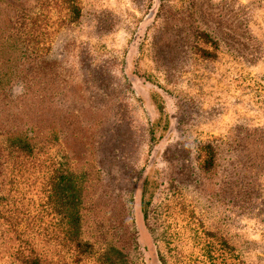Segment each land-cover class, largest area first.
Segmentation results:
<instances>
[{"label": "rangeland", "instance_id": "obj_1", "mask_svg": "<svg viewBox=\"0 0 264 264\" xmlns=\"http://www.w3.org/2000/svg\"><path fill=\"white\" fill-rule=\"evenodd\" d=\"M80 1L47 60L7 91L18 121L57 130L54 162L84 175L91 252L49 256L102 264L114 245L131 264H211L221 240L264 264V0ZM36 5L0 0V35Z\"/></svg>", "mask_w": 264, "mask_h": 264}, {"label": "trees", "instance_id": "obj_2", "mask_svg": "<svg viewBox=\"0 0 264 264\" xmlns=\"http://www.w3.org/2000/svg\"><path fill=\"white\" fill-rule=\"evenodd\" d=\"M35 2V8L25 6L14 14L9 30L0 35V115L7 111L0 118V259L9 257L11 264H67L49 256L47 250L57 244L67 249L74 246L82 254L91 252L82 239L84 175L54 162L45 148L56 139L57 130L52 126L42 130L34 119L18 121L23 118L11 113L7 91L15 80L28 78V66L33 62L47 60L55 32L78 21L82 5L80 0ZM200 35L204 41L210 38L208 33ZM202 54L215 53L203 50ZM204 147V166L211 168L215 151L211 144ZM38 181L39 202L33 198L35 193L28 195ZM217 250V254L209 253L211 264H241L225 241L219 240ZM99 259L102 264H131L126 253L114 245ZM159 260L165 264L164 258Z\"/></svg>", "mask_w": 264, "mask_h": 264}]
</instances>
